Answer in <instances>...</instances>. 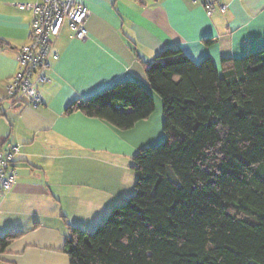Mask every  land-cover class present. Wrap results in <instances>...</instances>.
<instances>
[{"label": "crops", "instance_id": "0c3cea01", "mask_svg": "<svg viewBox=\"0 0 264 264\" xmlns=\"http://www.w3.org/2000/svg\"><path fill=\"white\" fill-rule=\"evenodd\" d=\"M39 1L0 0V150L21 147L15 185L0 198V237L20 236L0 264H71L70 229H96L131 198L135 155L164 138L160 97L155 113L125 131L66 114L73 102L127 81L149 89L146 66L167 49L219 70L224 58L264 49V0H82L87 37L76 39L66 24L53 39L48 82L37 87L43 105L34 108L28 98H9L6 87L30 41L31 13L18 5ZM207 1L215 3L211 16Z\"/></svg>", "mask_w": 264, "mask_h": 264}, {"label": "trees", "instance_id": "16d2710c", "mask_svg": "<svg viewBox=\"0 0 264 264\" xmlns=\"http://www.w3.org/2000/svg\"><path fill=\"white\" fill-rule=\"evenodd\" d=\"M138 81L73 102L130 130L162 100L164 141L133 159L135 192L92 233L70 229L71 264H264V49L194 63L167 49ZM20 234L0 237V253Z\"/></svg>", "mask_w": 264, "mask_h": 264}, {"label": "built area", "instance_id": "2783aa9c", "mask_svg": "<svg viewBox=\"0 0 264 264\" xmlns=\"http://www.w3.org/2000/svg\"><path fill=\"white\" fill-rule=\"evenodd\" d=\"M208 16L215 11V3L205 2ZM21 11L31 13L30 41L22 47L18 56L19 69L6 87L9 98H28L32 107L43 105L38 85L48 82L50 70L49 57L55 39L67 24L78 40L87 37L86 24L90 17L89 9L82 0H41L33 4L18 5ZM219 11L225 13L227 5H220ZM20 146L0 150V198L9 193L16 182V157Z\"/></svg>", "mask_w": 264, "mask_h": 264}, {"label": "rangeland", "instance_id": "374dc122", "mask_svg": "<svg viewBox=\"0 0 264 264\" xmlns=\"http://www.w3.org/2000/svg\"><path fill=\"white\" fill-rule=\"evenodd\" d=\"M150 91H151V93H152L153 96L159 97V95H158L156 92H154L152 89H151ZM160 99H161V98H160ZM162 110H163V105H162ZM154 113H155V111H154ZM163 116H164V113H163ZM164 122H165V118L163 119V123H162V125H161V128H162V136H165V135H164V131H163V129H164ZM164 138H165V137H164ZM164 138L162 139V141L158 142V143L155 145V147L161 145V144L163 143V141H164ZM148 147H154V146H148ZM94 231H95V229L92 230V231H89V233H91V232L93 233Z\"/></svg>", "mask_w": 264, "mask_h": 264}]
</instances>
